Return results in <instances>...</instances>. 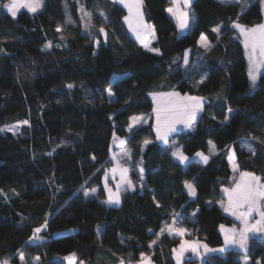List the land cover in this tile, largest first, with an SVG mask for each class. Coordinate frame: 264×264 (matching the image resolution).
I'll return each instance as SVG.
<instances>
[{"label": "trees", "instance_id": "16d2710c", "mask_svg": "<svg viewBox=\"0 0 264 264\" xmlns=\"http://www.w3.org/2000/svg\"><path fill=\"white\" fill-rule=\"evenodd\" d=\"M244 4L192 0L193 24L180 34L167 11L171 0H143L160 54L138 44L124 23L125 8L112 0H43L38 12L23 9L15 18L0 5V128L28 121L15 134L0 132V260L68 264L65 257L75 253L76 264H116L144 253L161 264L162 252L180 237L160 230L177 213L187 216L182 226L192 236L222 245L219 225L236 223L217 204L233 184L228 149L241 170L264 179V70L260 86L249 91L244 43L232 26L261 23L263 5ZM81 5L92 13L94 31L105 28V40L98 30L85 32ZM68 17L73 23H65ZM217 25L220 34L211 31ZM202 33L207 50L199 45ZM170 90L206 99L193 128L172 136L187 156L210 154L213 143L217 153L206 164L180 163L157 142L152 121L128 131L130 117L152 111L151 92ZM113 133L126 137L135 186L121 190L117 206L103 201ZM185 181L193 182L195 198ZM45 220L40 240L32 242L33 229ZM244 256L264 264V239L252 237L247 253H213L203 264H243Z\"/></svg>", "mask_w": 264, "mask_h": 264}, {"label": "snow or ice", "instance_id": "6c2138e0", "mask_svg": "<svg viewBox=\"0 0 264 264\" xmlns=\"http://www.w3.org/2000/svg\"><path fill=\"white\" fill-rule=\"evenodd\" d=\"M119 3L123 4L124 7L128 10V15L125 16L124 22L128 25L129 30L136 36V39L143 44L144 47L148 48L149 51L156 52L160 54L158 48L149 47L148 38H155V29L151 24L145 22L144 14L142 12L143 0H118ZM220 3H231L239 2V0H219ZM174 7L169 8L167 11L176 19L177 26L182 31L189 27L190 15L187 10L190 7L191 0H172ZM43 6V0H10V3L4 5L7 12L15 18L18 12L21 9H27L30 13L38 12ZM244 6H247V0H245ZM81 19L85 21L84 27L86 29H91L95 27L92 23L93 16L92 13L84 10L83 5L80 7ZM101 16L104 13H100ZM66 24L73 23L71 17L65 21ZM234 28L238 29L240 34L244 37V47L246 49V54L249 59V78L252 81L253 86L256 83L257 75L259 69L264 67V23L256 25L254 27L248 28L239 24L238 22H233L232 25ZM222 25H217L211 29L212 32L220 34ZM57 32L62 31L61 26H57ZM98 31L107 37V33L104 27H100ZM64 37L62 36L61 39ZM199 43L206 50L210 47L207 36L203 33L200 35ZM52 46L51 42L45 45V48H50ZM0 51H3L0 49ZM184 64L187 65L188 60V50L184 53ZM175 62V61H173ZM69 88L73 85L69 84ZM113 93L109 90V95ZM153 100L156 102V107L153 109L156 114V136L158 140H162L165 144L168 143V136L170 133L177 131L176 124H183L186 128L192 129L196 116L199 110L202 108V97L195 96H183L181 97L179 93L170 92V93H152ZM231 112L232 110L229 109ZM143 120L141 116H132L130 117L131 123L129 124L128 131L131 132L132 129ZM22 124H27L28 121L20 122ZM16 126L11 128H0V132L12 131L13 134L17 131ZM114 142L118 141L120 146H123L126 141L115 136L113 133ZM264 142V141H262ZM151 143L149 140H145L144 144L147 145ZM211 143V142H210ZM215 148V145H212ZM248 151L253 153L255 150L251 147L248 148ZM127 155V153H125ZM172 155L177 157L180 163H184L189 158L184 155L181 147H176L172 151ZM204 163L208 162L209 157L204 155L201 152L196 153ZM234 152L230 159L234 158ZM115 160L116 157L114 156ZM237 169L234 166L233 171ZM128 168L123 167L119 160H116V166L111 169L113 178L119 173V182L116 184V190L113 191L112 188L108 186V174H105V190L108 193V199L105 203L108 204H119L120 203V192L122 188L126 185L127 188H134V184L128 178ZM141 175L140 179L143 181L144 169L141 167L139 169ZM234 179V187L224 188L222 191L227 195V204L223 202L220 206L224 209L225 212H230L237 220L241 222V227L239 229L225 228L224 225H221V231L224 233V241L226 245H235L238 246L243 252L247 253L248 251V240L249 233H264V182L260 176H257L253 172H240L239 180ZM184 187L188 190V195L196 196V188L193 183L189 181L184 182ZM124 190H127L124 188ZM95 192V189L92 190ZM84 195L87 197L90 195L89 192L85 191ZM258 216V219H255V223L250 221L254 218V215ZM178 214L173 215L172 224L165 225L164 228H161L160 234H164L165 230L169 234H175L183 238L188 233V230L182 226H179ZM47 227V220L40 227L33 229V239H39L38 235L44 228ZM156 241H152L149 244L151 248ZM203 249L205 254L212 252H221L226 251L225 248L220 249H211L207 244H202L199 241L189 242L188 240L181 241L178 249H173L175 253L176 264H184V255L185 252L191 251L203 260L200 250ZM21 260H23V254L21 253ZM75 258V253L69 257H65L68 261V264H73ZM141 262L142 264H151L150 257L146 256L144 253H141ZM0 264H7V261L0 262ZM82 264V262H81ZM120 264H124V261L121 260ZM244 264H247L245 259Z\"/></svg>", "mask_w": 264, "mask_h": 264}, {"label": "crops", "instance_id": "0c3cea01", "mask_svg": "<svg viewBox=\"0 0 264 264\" xmlns=\"http://www.w3.org/2000/svg\"><path fill=\"white\" fill-rule=\"evenodd\" d=\"M112 1H114V2H117V3H119L118 2V0H112ZM192 1V0H191ZM262 1V0H261ZM119 4H121V3H119ZM123 5V4H122ZM124 6V5H123ZM170 6H173V3H172V0H171V5ZM169 6V7H170ZM169 7H168V9H169ZM142 9H143V7H142ZM127 12H128V10H127ZM146 22V21H145ZM176 22V21H175ZM177 24V23H176ZM190 27H191V25H189V27L187 28V29H185V30H181V29H179L178 28V30H179V33L180 34H183V33H186L189 29H190ZM133 34V33H132ZM133 37L136 39V36L133 34ZM137 40V39H136ZM138 41V40H137ZM136 116H139V115H136ZM141 116V115H140ZM153 120V117H152V115H150V117H143V120L139 123V124H137L134 128H136L137 126H139L140 124H142V123H147V122H150V121H152ZM196 121V120H195ZM130 123H131V121H130ZM194 124H195V122H194ZM194 126V125H193ZM189 128H187V129H184V130H188ZM172 135H174V134H172ZM172 142H174V141H176L177 143H178V141H177V139H175V138H172V140H171ZM126 144V143H125ZM212 145H214L213 143H211V153L210 154H206V153H203V152H201V153H203L204 155H206V156H208L209 157V159H208V161L210 160V157H211V155L212 154H216L217 153V149H216V147L215 148H213L212 147ZM168 148H170V151H171V154H172V151L174 150V148H173V146H172V144L170 143V145H168L167 146ZM180 147L182 148V145L180 144ZM117 146H115V147H113L112 148V150L113 151H115V152H117ZM111 150V152H113ZM229 151H228V159H229V162H230V166H231V169H232V180H233V184H232V186H230V187H224V188H231V187H234L235 185H234V179L233 178H235L236 180H239V175H240V172H244V171H248V170H241L240 169V167H239V165H238V163H237V161H236V156L234 155V158L233 159H230V157H232V152H234V149L232 148V147H230L229 149H228ZM183 151V150H182ZM125 153H127V155L125 154ZM184 153V152H183ZM234 154H235V152H234ZM185 155V154H184ZM187 156V155H186ZM130 157H131V150H130V148H125V151L123 152V154L120 156L119 155V159L121 160V162L122 163H124L126 166H128V178H129V172H130V164H129V161H130ZM174 158H176L177 159V157H175V156H173ZM189 159L187 160V161H185L183 164L184 165H187L189 162H191V161H197V162H199V163H202V164H206V163H204V161L199 157V156H197L196 155V153L194 154V155H192V156H187ZM110 158H111V165L114 163V159L111 157V153H110ZM178 160V159H177ZM233 160V161H232ZM232 162H234L233 164H232ZM111 165H110V167H111ZM234 166L236 167V171L234 172L233 171V168H234ZM109 167V168H110ZM107 169L106 170V172H105V174L107 173L108 174V178H109V180L114 184V182H113V180L111 179V177H110V171H111V169ZM248 172H251V171H248ZM254 173V172H253ZM105 174H104V176H103V178L105 177ZM257 175V174H256ZM257 176H259V175H257ZM261 177V176H260ZM262 178V177H261ZM130 179V178H129ZM262 180H264L263 178H262ZM189 182H191V183H193L192 181H189ZM104 184V183H103ZM127 186L125 185L122 189H124V188H126ZM105 188V187H104ZM223 188V189H224ZM185 190H186V192L188 193V190L185 188ZM106 191V190H105ZM196 193H197V191H196ZM223 195H224V198L222 199V200H220V201H218L217 202V204L219 205V207H221L220 206V204L223 202L224 204H227V195H226V193H224L223 192ZM190 196V195H189ZM196 196H190V198H195ZM108 199V196H107V193H106V197H105V199H104V201H106ZM106 204H108V203H106ZM120 204V203H119ZM119 204H112V205H119ZM109 205H111V204H109ZM222 208V207H221ZM222 210L224 211V209L222 208ZM225 212V211H224ZM227 215H229L230 217H232L235 221H236V223L235 224H231V225H228V224H220L219 225V231H220V233H221V235H222V238H223V243H222V245H220V246H216V247H212V246H209L207 243H205L204 241H202V240H199V239H197L196 237H194V236H192L191 234H190V231L185 227V226H182V227H184V228H186L187 230H188V233L189 234H186L183 238H181L180 237V240H179V242L177 243V245H175V246H173L170 250H167V252L165 253V252H162V257H161V264H176V259H175V253L173 252V249H178L179 248V245H180V243H181V241H182V239L183 240H188L189 242H195V241H199L200 243H202V244H207L208 245V247L209 248H211V249H220V248H225L226 249V251H228V250H231V249H234V250H238V251H241V252H243L241 249H239L238 248V246H235V245H226L225 244V241H224V233L221 231V228H220V226L221 225H224L225 226V228H233V227H235L236 229H239L242 225H241V222L239 221V220H237L236 219V217L235 216H233L230 212H225ZM254 215V218L250 221L251 223H255V219H258L259 217L258 216H255V214H253ZM170 235H172V236H176V237H179V236H177V235H175V234H170ZM252 237H260V238H263L264 239V233H260V232H257V233H249V240H248V246H249V242H250V239L252 238ZM37 240H40V238L39 239H33L32 238V242H35V241H37ZM226 251H224L223 253H221V252H212V253H207V254H205L204 252H203V249H201L200 250V252H201V256H203V260L200 258V256H197L195 253H192L191 251H187V252H185V255H184V264H203V262L205 261V259L207 258V256H209V255H211V254H213V253H220V254H224ZM244 253V252H243ZM73 254V253H72ZM72 254H68L66 257H69V256H71ZM146 256H148V257H150V260H151V264H157V262L153 259V257H152V255L150 254V255H146ZM245 259L247 260V264H250V259L248 258V257H246V256H244L243 257V259H242V262H243V264H244V261H245ZM65 260V262H67L68 263V261L66 260V259H64ZM1 262V261H0ZM3 262V261H2ZM7 264H11V263H9V262H7ZM73 264H76V255H75V258H74V260H73ZM81 264V263H80ZM82 264H85V263H83L82 262ZM116 264H120V261L119 262H117ZM136 264H142V262H141V258L139 259V260H137L136 261Z\"/></svg>", "mask_w": 264, "mask_h": 264}, {"label": "rangeland", "instance_id": "374dc122", "mask_svg": "<svg viewBox=\"0 0 264 264\" xmlns=\"http://www.w3.org/2000/svg\"><path fill=\"white\" fill-rule=\"evenodd\" d=\"M114 2V1H113ZM262 2V5H263V14H264V0H262L261 1ZM0 3H1V1H0ZM10 3V0H6L5 2H4V4L5 5H7V4H9ZM117 3V2H116ZM119 4V3H118ZM1 6H3V4H0ZM120 5H122V4H120ZM123 6V5H122ZM4 7V6H3ZM124 7V6H123ZM143 7V6H142ZM172 7H174V5L173 6H170L169 8H172ZM125 8V10H126V15L125 16H127L128 15V12H127V8L126 7H124ZM21 10H23V9H21ZM20 10V11H21ZM25 10H27V9H25ZM188 11H189V15H190V22H189V25H191V24H193V20H194V15L192 14V12L190 11V8H188L187 9ZM19 11V12H20ZM142 12H143V14H144V19H145V21H146V23H148V24H151V23H149L147 20H146V17H145V13H144V7H143V9H142ZM169 13V12H168ZM169 15L176 21V19L169 13ZM236 22V21H235ZM83 23H85V21L83 20ZM125 23V22H124ZM176 23H177V21H176ZM261 23H264V18H263V20H262V22ZM261 23H259V24H261ZM240 24V23H239ZM259 24H256V25H259ZM125 25H126V27H127V29H128V31H129V33L133 36V34H132V32L129 30V28H128V25L125 23ZM152 25V24H151ZM232 25H233V23H232ZM242 25V24H241ZM256 25H253V26H246V27H248V28H251V27H254V26H256ZM153 26V25H152ZM243 26H245V25H243ZM84 27V26H83ZM154 28V27H153ZM191 28V27H190ZM99 29V28H98ZM97 29V30H98ZM236 29V28H235ZM84 30H85V32H87V33H89V34H94V35H96L97 34V30L95 29V31H94V27H93V29L91 28L90 30L89 29H86L85 27H84ZM98 33H100L99 31H98ZM236 36L237 37H239V38H241V40L243 41V43H244V37H243V35H241L240 34V32H239V30L238 29H236ZM100 35L103 37V39L105 40V35L104 34H102V33H100ZM204 35H206V34H204ZM207 36V35H206ZM95 39H94V42H95V44L96 45H99V39L97 38V36L96 37H94ZM134 38V37H133ZM135 39V38H134ZM155 39H156V35H155V38L153 39V38H151V37H149L148 38V42H149V47H151V48H154L153 47V42L155 41ZM207 39H208V42H209V44H210V41H209V38H208V36H207ZM136 40V39H135ZM199 40H200V38H199ZM137 41V40H136ZM138 42V44H140V45H142L143 46V44H141L140 43V41H137ZM199 45H200V43H199ZM201 46V45H200ZM144 47V46H143ZM144 48H146V47H144ZM146 49H148V48H146ZM186 50H188V60H189V58H190V55H191V49H186ZM185 50V51H186ZM245 54H246V49H245ZM246 58H247V61H248V71H249V59H248V55L246 54ZM264 70V67H261L260 69H259V72H258V75H257V80H256V83H255V85L253 86V84H252V81H251V79H250V83H249V87H248V90L249 91H254L258 86H260V74L262 73V71ZM170 92H176V93H179L180 94V96L181 97H183V96H195V97H202L203 98V101H202V108H201V110H199L198 111V113H197V116H196V120H197V118H198V116L201 114V112H202V110H203V105H204V103H205V98L202 96V95H198V94H192V93H189V92H181V91H178V90H170V91H153V92H151L150 93V96H151V98H152V100H153V96H152V93H170ZM153 103H154V105H153V109L156 107V102L153 100ZM153 109H152V111L150 112V113H145V114H138L139 116L141 115V117H150V115H152V117H153V120H152V125H153V129H154V131H155V128H156V114L154 113V111H153ZM196 122V121H195ZM24 124H22V123H20V122H16V123H13V124H10V125H6V126H3L2 128H11L12 126H16L17 127V131L15 132V133H17V132H19L20 130H21V127L23 126ZM176 128H177V131H175V132H172V133H170L169 134V136H168V143L167 144H165L162 140H158L157 139V136H156V140H157V142H159L160 144H162L163 146H168V145H170V143L172 144V146H173V148L175 149L176 147H180V144L179 143H177L176 141H174V142H172L171 140H172V134H175V133H177V132H179V131H181V130H184V129H187L183 124H176ZM12 132V131H11ZM155 134H156V131H155ZM117 137H119L120 139H123V140H125L126 141V137L125 136H123V137H121V136H117ZM115 146H117V152H115V151H113V152H111V157L113 158L114 156L116 157V159L114 160V163L111 165V167L109 168V169H112L113 167H115L116 166V160H119V163L123 166V167H126V168H128V166H126L124 163H122L121 162V160L119 159V155L121 156L122 154H123V152L125 151V148H128L127 146H126V144H124L123 146H120L119 145V142L118 141H116V142H114V147ZM233 153V152H232ZM233 159V158H232ZM233 161V160H232ZM234 162H232V164H233ZM110 177H111V179L113 180V182H114V184L109 180V178H108V186L110 187V188H112V190L113 191H115L116 190V184L119 182V173H117L116 174V176L113 178V175H112V173H111V171H110ZM105 178V177H104ZM103 178V183H104V185H105V179ZM261 182H264V180H262ZM105 187V186H104ZM106 193H107V191H106ZM107 196H108V193H107ZM104 201V200H103ZM105 202V201H104ZM112 205V204H111ZM113 206H117V205H113ZM70 254H72V253H70ZM1 262L3 261V260H0ZM8 262V261H7Z\"/></svg>", "mask_w": 264, "mask_h": 264}, {"label": "built area", "instance_id": "2783aa9c", "mask_svg": "<svg viewBox=\"0 0 264 264\" xmlns=\"http://www.w3.org/2000/svg\"><path fill=\"white\" fill-rule=\"evenodd\" d=\"M138 187L139 188H141V186H143L144 185V182L143 181H138ZM178 214V220H179V226H182L183 225V222H184V220L187 218V216L186 215H182V214H180V213H177ZM172 222H173V219H172ZM154 245H152V247H153ZM121 260H123L124 261V263L125 264H136V261H125V259L124 258H122Z\"/></svg>", "mask_w": 264, "mask_h": 264}, {"label": "bare ground", "instance_id": "6f19581e", "mask_svg": "<svg viewBox=\"0 0 264 264\" xmlns=\"http://www.w3.org/2000/svg\"><path fill=\"white\" fill-rule=\"evenodd\" d=\"M127 262V261H126Z\"/></svg>", "mask_w": 264, "mask_h": 264}]
</instances>
